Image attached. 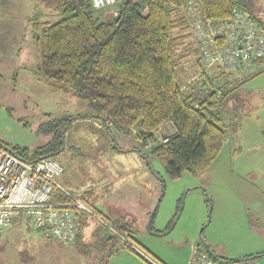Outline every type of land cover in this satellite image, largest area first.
<instances>
[{
	"label": "rangeland",
	"instance_id": "374dc122",
	"mask_svg": "<svg viewBox=\"0 0 264 264\" xmlns=\"http://www.w3.org/2000/svg\"><path fill=\"white\" fill-rule=\"evenodd\" d=\"M44 2L0 0V141L10 150L26 148L28 158L33 159L35 151L45 150L59 138L60 144L55 149L60 148L62 155L58 157L60 153H56L53 159L64 167L60 180L70 182L71 178L78 177L91 183L92 189L102 196L99 203L94 202L95 207L104 206L108 209L106 213L116 215L125 210L131 212L136 217L139 232L147 229L155 210L151 226L166 232L165 239L181 246L199 244L200 247L209 241L211 251L218 252L217 245L212 244L216 241L221 248L225 246L224 228L230 214L242 212L244 204L239 200L264 198V144L255 145L264 141L258 128L259 125L264 127V73L237 88L222 108L229 127L231 119L248 116L238 133L240 140L237 142L229 135L227 144L206 172L195 175L186 172L172 179L166 172L164 160L150 153L158 138L169 137L174 132L171 121L150 136L142 135L139 128L132 129L130 134L113 129L109 136L101 120L97 123L98 119L82 118L91 115L84 102L71 92H59L56 86L42 80L36 71L41 55L31 24H54L71 15L47 9ZM119 2L117 0L113 8L95 10L94 14H100L101 19L113 17ZM254 2L264 21V0ZM184 10L180 8L178 13L184 15ZM186 34L189 37L179 50L183 61L177 69L184 93L195 85L201 68L206 66L203 57L201 67L197 66L198 44L194 33L188 27L186 31L174 32V36ZM23 47L30 48V55L15 56V50ZM209 69L215 72V67ZM57 119H62L61 125L55 124ZM237 144L240 150L232 153L231 148ZM113 147L122 153L114 156L112 163L108 161L110 167L103 168L100 152ZM133 147L145 152L147 160H142L145 172L131 170L137 162L129 154ZM245 211L251 218L257 213L256 209L246 208ZM145 213H149L147 218ZM44 233L47 237L45 229L29 228L25 223L0 228V264H80L75 261L76 254L66 256L64 248L55 247L56 242L48 241Z\"/></svg>",
	"mask_w": 264,
	"mask_h": 264
},
{
	"label": "trees",
	"instance_id": "16d2710c",
	"mask_svg": "<svg viewBox=\"0 0 264 264\" xmlns=\"http://www.w3.org/2000/svg\"><path fill=\"white\" fill-rule=\"evenodd\" d=\"M187 1L120 0L116 15L101 19L100 14H94L90 0H45L47 9L71 15L54 24H31L41 55L37 73L59 92H71L84 102L91 115L83 119L101 120L107 130L110 126L125 134L139 128L142 135L149 136L166 122H172L174 132L168 141H156L150 150L153 156L164 160L172 179L186 172L193 175L206 172L229 135L239 140L238 133L246 115L231 119L229 127L222 108L237 88L264 73V59L251 62L252 69L248 72L243 67L235 72L217 67L215 72L207 73L202 67L200 78L184 93L177 69L183 61L180 47L189 35L174 36V32L187 30L184 15L178 13ZM199 3L203 16L209 20H228L237 11L264 30V21L259 15L262 12L254 0H199ZM196 56L200 68L198 50ZM61 120H55V124L61 125ZM58 143L59 138L45 150L35 151L33 159H29L26 148L10 150L0 141L12 154L27 161L53 158L60 153V148L55 149ZM135 150L147 160L144 151ZM78 198L99 215L87 195ZM53 201L69 202L61 194L55 195ZM154 214L155 210L148 233L164 237L166 232L151 226ZM110 226L125 236V227ZM110 242V256L119 249L134 251L125 244L119 246L115 236ZM262 256L264 253L240 261Z\"/></svg>",
	"mask_w": 264,
	"mask_h": 264
},
{
	"label": "built area",
	"instance_id": "2783aa9c",
	"mask_svg": "<svg viewBox=\"0 0 264 264\" xmlns=\"http://www.w3.org/2000/svg\"><path fill=\"white\" fill-rule=\"evenodd\" d=\"M90 2L94 10H106L113 8L117 0ZM184 11L187 27L197 37V49L206 62L205 72H212L210 67L230 72L243 67L248 72L252 69L251 62L264 59V30L244 14L236 11L228 20H206L201 15L199 0H188ZM168 138L160 137L158 141L166 143ZM64 171L53 158L22 160L0 144V228L18 221L30 228L45 229L47 237L68 245L79 234L77 215L83 214L110 230L123 244L134 248L127 237L120 235L60 184ZM57 194L65 196L69 202H54ZM190 264L242 263L216 259L205 248L196 246Z\"/></svg>",
	"mask_w": 264,
	"mask_h": 264
},
{
	"label": "crops",
	"instance_id": "0c3cea01",
	"mask_svg": "<svg viewBox=\"0 0 264 264\" xmlns=\"http://www.w3.org/2000/svg\"><path fill=\"white\" fill-rule=\"evenodd\" d=\"M18 36L22 38L21 34H19ZM13 38L15 37L13 36ZM14 44H16V41L14 42ZM24 47L15 50V56L20 57L22 56V54L30 55V48L26 47L25 49ZM247 117L248 116H245L244 119ZM98 121L99 122L97 123H101L100 120ZM255 121L257 122V118L255 119ZM258 128L260 129L259 132L264 138V127H261L259 125ZM105 130L109 136L112 135L111 130L113 129L107 130L105 128ZM259 144H264V141L263 143L257 142L255 145L259 146ZM237 148H240L238 144L237 146H233L231 148L232 153H234V151H238L236 150ZM133 149L134 151H131V153L129 154H132L130 155V157L132 156V159L136 158L137 162L132 165L134 166V168H132L131 170L134 169L135 172H145L146 168L144 167V164L142 162V155L139 154L137 150H135L136 147H133L132 150ZM61 153L58 154V157L62 155ZM100 153L101 154L99 156V161L100 164L102 163L103 168H105L106 166L110 165L108 161H111L112 163L114 161L113 157L122 152L117 148H107V150L104 149ZM101 159H103L102 162ZM60 179V184L75 197L78 198L85 194L88 196L91 203L94 204L95 201L96 203H99L102 196L99 195L100 193L97 194L95 190L92 189L91 183H85L84 180H81L78 177L71 178L70 182L66 181V179L63 181H61ZM239 203L244 204L243 206L241 205V214L231 213L229 217V223H227L224 228L225 246L221 248L220 242L214 241L213 243L215 244H211L217 245L218 251L214 252L211 251V245L208 244L210 243L209 241L204 244V247L207 248L216 258L224 261L239 262L245 257L256 256L258 254L264 253V208L262 207V204H264V198H253L249 201H244V199L241 198L239 200ZM250 204H252V206ZM103 207L104 206H99L95 208L98 211L100 217L104 219L109 225L113 224L125 227V233L130 235L127 239L134 247L133 252L126 249H119L110 256V241L112 240V237L114 235L110 232V230L97 223L87 215L83 214L77 215V222L79 223V234L74 242L68 245H63L52 240L56 242L55 247L59 246L61 248H64L62 249V251L66 252V256L76 254L77 257L75 258V261L80 262V264H190L194 257L195 247H200L199 244H187L186 246H181L180 243L168 241L164 237L151 236L148 233V227L144 231L139 232L137 230L136 217H134L131 212L125 210V212H122L120 215H116L115 213H113V215L111 212L106 213L108 209ZM246 208L257 210L254 218H251L246 213ZM145 214L144 216L145 218H147L149 216V213H147L146 215ZM13 223L20 225L23 224L18 221H15ZM46 239L48 241H51L47 237ZM118 241L121 242V240L119 239ZM46 244L51 245L48 242H46ZM121 244L123 243H119V246H121ZM90 252L92 253V255H90ZM142 254L146 256V259L142 256ZM70 258H73V256H70ZM240 263L264 264V256L258 258H247L245 260H242Z\"/></svg>",
	"mask_w": 264,
	"mask_h": 264
}]
</instances>
